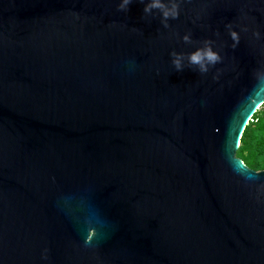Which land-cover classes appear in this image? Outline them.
Here are the masks:
<instances>
[{
    "label": "water",
    "instance_id": "1",
    "mask_svg": "<svg viewBox=\"0 0 264 264\" xmlns=\"http://www.w3.org/2000/svg\"><path fill=\"white\" fill-rule=\"evenodd\" d=\"M264 0H0V264H264Z\"/></svg>",
    "mask_w": 264,
    "mask_h": 264
},
{
    "label": "trees",
    "instance_id": "2",
    "mask_svg": "<svg viewBox=\"0 0 264 264\" xmlns=\"http://www.w3.org/2000/svg\"><path fill=\"white\" fill-rule=\"evenodd\" d=\"M237 156L251 168L264 169V104L258 115L247 125ZM247 159L250 161H245Z\"/></svg>",
    "mask_w": 264,
    "mask_h": 264
},
{
    "label": "rangeland",
    "instance_id": "3",
    "mask_svg": "<svg viewBox=\"0 0 264 264\" xmlns=\"http://www.w3.org/2000/svg\"><path fill=\"white\" fill-rule=\"evenodd\" d=\"M262 107H263V106L260 107V109L258 110V112H257L254 116H257V115H258V113H259V111L261 110ZM246 154H249V152H246ZM250 154H251V153H250ZM245 161H248V162H249L250 159H249V160L247 159V160H245Z\"/></svg>",
    "mask_w": 264,
    "mask_h": 264
}]
</instances>
